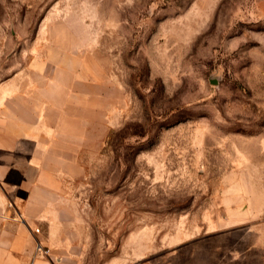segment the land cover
I'll use <instances>...</instances> for the list:
<instances>
[{
  "label": "rangeland",
  "instance_id": "obj_1",
  "mask_svg": "<svg viewBox=\"0 0 264 264\" xmlns=\"http://www.w3.org/2000/svg\"><path fill=\"white\" fill-rule=\"evenodd\" d=\"M13 76L115 95L63 264H264V0H0Z\"/></svg>",
  "mask_w": 264,
  "mask_h": 264
},
{
  "label": "crops",
  "instance_id": "obj_2",
  "mask_svg": "<svg viewBox=\"0 0 264 264\" xmlns=\"http://www.w3.org/2000/svg\"><path fill=\"white\" fill-rule=\"evenodd\" d=\"M14 79L0 85V264H63L72 185L85 173L80 147L115 95L83 80L77 91L69 83L23 94Z\"/></svg>",
  "mask_w": 264,
  "mask_h": 264
},
{
  "label": "built area",
  "instance_id": "obj_3",
  "mask_svg": "<svg viewBox=\"0 0 264 264\" xmlns=\"http://www.w3.org/2000/svg\"><path fill=\"white\" fill-rule=\"evenodd\" d=\"M36 231L38 232L39 228H36ZM37 249H38L39 253L45 254V255L48 254L50 251V249L48 247L43 246V244H41V243H38Z\"/></svg>",
  "mask_w": 264,
  "mask_h": 264
}]
</instances>
